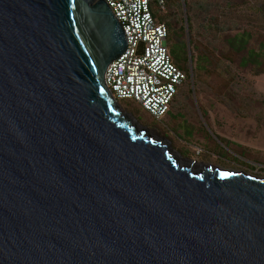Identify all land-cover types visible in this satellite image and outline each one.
I'll use <instances>...</instances> for the list:
<instances>
[{"label":"water","instance_id":"obj_1","mask_svg":"<svg viewBox=\"0 0 264 264\" xmlns=\"http://www.w3.org/2000/svg\"><path fill=\"white\" fill-rule=\"evenodd\" d=\"M126 48L107 0H0V264H264V176L122 113Z\"/></svg>","mask_w":264,"mask_h":264},{"label":"rangeland","instance_id":"obj_2","mask_svg":"<svg viewBox=\"0 0 264 264\" xmlns=\"http://www.w3.org/2000/svg\"><path fill=\"white\" fill-rule=\"evenodd\" d=\"M170 6L158 14L176 29L185 26L189 81L160 120L131 100L119 101L122 111L184 158L264 176V59L244 63L264 45V0H174ZM189 14L192 29L185 21ZM237 36L241 42L233 41ZM196 47L211 55L206 72L198 69Z\"/></svg>","mask_w":264,"mask_h":264},{"label":"built area","instance_id":"obj_3","mask_svg":"<svg viewBox=\"0 0 264 264\" xmlns=\"http://www.w3.org/2000/svg\"><path fill=\"white\" fill-rule=\"evenodd\" d=\"M107 2L122 23L127 48L109 64L105 82L118 101L134 99L160 120L190 78L172 58L168 25L155 17L151 0Z\"/></svg>","mask_w":264,"mask_h":264},{"label":"trees","instance_id":"obj_4","mask_svg":"<svg viewBox=\"0 0 264 264\" xmlns=\"http://www.w3.org/2000/svg\"><path fill=\"white\" fill-rule=\"evenodd\" d=\"M178 2L181 4V0H178ZM173 3H174V0H151L152 11H153L155 17L159 21H165L167 23V25H168V28H169L168 44H169L171 55H172V58H173L174 62L177 63L181 68L186 70L188 72V74H190V76H191V72H190V68H189L190 57L188 55L189 54V52H188L189 43L187 42V40L185 38V33H186L185 26L181 25L180 29H176L173 26L172 23H169L168 16L159 15L158 14V10L160 9V7L165 6V5L167 7H171L170 5L173 4ZM173 15L175 17H177L176 13L173 14ZM192 19H193L192 15L189 14L188 15V19L186 18V20H185L187 22L189 21L190 29H192ZM176 22H178V21H176ZM241 39H242V37H238L237 36L236 39L235 38L233 39V41L237 40V42L238 41L241 42ZM233 41H231V45L235 44V42H233ZM196 48L198 49L199 54H200L197 57L198 69L201 72H206L207 71V66L209 64V59H210L211 55H208L200 47H196ZM241 48L242 47H240V49ZM193 57H194V55H193ZM228 59H231V58H228ZM249 59L252 60L253 62H256L257 64H261L263 62L262 59H264V45H263V48L259 52L255 51L254 49H252L250 55L247 58L244 59V61H245L244 63H246ZM225 70H228V69H225ZM187 83H185V84H187ZM123 100H131L132 102H134L133 105L136 104L140 108L141 112L145 113L146 115H149L153 119H156L140 103H138L134 99L128 98V99H122V100H119V101H123ZM173 103H174V101H173ZM173 103H172V105H173ZM171 109H172V106H171ZM171 109H170V111H171ZM156 120H158V119H156Z\"/></svg>","mask_w":264,"mask_h":264},{"label":"bare ground","instance_id":"obj_5","mask_svg":"<svg viewBox=\"0 0 264 264\" xmlns=\"http://www.w3.org/2000/svg\"><path fill=\"white\" fill-rule=\"evenodd\" d=\"M122 113H124V114H126L127 116H129V117L134 121V123H136V120H135L133 117H131V115H129L128 113L123 112V111H122Z\"/></svg>","mask_w":264,"mask_h":264}]
</instances>
